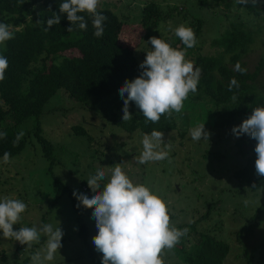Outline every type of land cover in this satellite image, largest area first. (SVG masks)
Segmentation results:
<instances>
[{
  "label": "rangeland",
  "instance_id": "rangeland-1",
  "mask_svg": "<svg viewBox=\"0 0 264 264\" xmlns=\"http://www.w3.org/2000/svg\"><path fill=\"white\" fill-rule=\"evenodd\" d=\"M151 1L165 12L172 6L177 8L159 28L160 38L170 46L178 37L175 29L181 25L189 27V19L196 17L203 21L197 41L199 51L213 53L212 38L227 28L232 20L239 19L257 32L255 42L245 56L247 66L253 70L260 58L264 62V23L260 15L247 9L251 3L243 5L234 0L226 9L215 0H100L98 7L108 6L120 18L137 25L142 8ZM263 3L264 0H257L258 6ZM143 45L136 51L140 62L146 57L144 52L154 47L150 43ZM185 59L193 61L192 54L186 55ZM257 81L259 85L264 84V67ZM206 104L194 100L189 105L192 106L189 111L199 116L200 123L186 126L176 117V129L162 131L163 143L158 150H168L170 145L168 159L138 164L137 159L143 151V136L151 133L136 130L129 134L117 124L103 119L100 113L84 107L63 89H58L45 103L40 116L41 132L52 145L53 162L42 154L32 133L26 132L23 136L25 147L20 153L10 157L7 164L0 157V199L7 196L27 205L13 230L21 227L39 230L49 223L54 227L58 225L64 233L62 247L54 260L45 261V264H102V253L95 249L93 242L98 231L93 209L83 205L78 207L79 201L73 191L91 196L93 192L87 179L98 168H103L107 180L119 163L134 184H143L162 197L167 203L171 222L178 229L181 224L197 220L211 205L208 217L204 216L196 227L229 244L230 251L222 264H248L244 251L251 247H256L252 264L258 263L260 252L264 251V214L261 223L250 232L246 230L254 222L251 217L263 202L264 192L238 185L233 176L234 169L244 162V158L236 145L240 136H235L231 129L244 119L239 118L223 129L214 128L208 118L213 114V107ZM107 118L112 115L108 114ZM201 123L209 133L208 141L191 138L190 130ZM24 125L23 131L30 129L31 120L25 121ZM78 125L85 132L76 133L74 126ZM206 151L209 154L205 156ZM54 176L59 177L70 192L53 202ZM80 224H85L88 229L87 242L79 235ZM236 232L242 240L237 239ZM46 243L47 236L43 233L40 242L29 248L4 238L0 232V264H32L31 256L36 252L43 257ZM90 252L97 261L92 259ZM163 258L166 264H187L173 249L165 250Z\"/></svg>",
  "mask_w": 264,
  "mask_h": 264
},
{
  "label": "trees",
  "instance_id": "trees-1",
  "mask_svg": "<svg viewBox=\"0 0 264 264\" xmlns=\"http://www.w3.org/2000/svg\"><path fill=\"white\" fill-rule=\"evenodd\" d=\"M233 1L215 0L226 9L231 7ZM62 2L63 0H0V23L11 27L10 31L14 34L13 39L0 45V54L8 59L5 79L0 81V132L7 133L5 138L0 139V157L5 152L12 157L23 150L24 137L16 146H13V141L16 134L23 130L25 121L30 119V129L23 132L32 133L42 154L53 162L52 145L41 132L40 116L45 103L60 88L84 107L100 113L103 119L117 124L129 134L136 130L151 133L153 130L162 132L176 129V117L186 126L200 123L199 116H194L189 111L192 107L189 105L194 100L204 101L206 105L213 107V114L208 116L209 123L218 129L229 126L239 118L247 119L253 109L264 107V84L259 85L257 81L264 67L263 58L258 60L253 70L249 69L245 60L257 32L245 22L235 19L212 38L210 45L215 48L213 53H200L198 43L195 47L186 49L179 37L173 41L172 47L186 49V55L192 54L194 67L201 70L197 86L199 91L196 95L189 93L180 113L162 115L158 123L146 122L142 111L130 101L132 120L122 121L123 100L119 88L125 80L131 81L142 72L136 51L141 45L149 44L150 37L160 38V26L177 8L172 6L165 12L154 1L148 2L142 8L138 24L132 25L108 6L98 7L97 10L107 19L104 22L103 36L97 38L93 35L95 29L92 17L87 13H79L85 16L87 30L73 25V30L67 31L71 23L66 18L67 14L59 11ZM247 9L260 15L264 23V3L261 6L249 4ZM54 14L60 15V23L45 31L46 21ZM202 23L201 18L189 19V27L194 30L197 41ZM143 56H146V52ZM237 63L246 72L241 74L236 71ZM233 78L238 86L229 90V83ZM108 114L112 118L108 119ZM74 130L76 133L85 132L79 125L74 126ZM256 143L254 138L246 134L237 139L236 145L244 162L234 169L233 176L238 185L264 192V176L257 175L255 169ZM208 154V151L204 153L205 156ZM66 192H70L68 186L54 176L53 202ZM210 208L211 205L197 220L179 226L180 229L188 228L189 231L173 250L187 264H222L230 251L227 242L196 227L204 216L208 217ZM263 214L264 200L255 209L251 217L254 222L246 231L250 232L255 225L261 223ZM78 230L84 242H87L86 225L80 224ZM238 232L236 237L240 241L242 237ZM255 249L256 247L249 250L245 248L244 255L248 264H252ZM90 255L97 261L92 252ZM256 264H264L263 250Z\"/></svg>",
  "mask_w": 264,
  "mask_h": 264
},
{
  "label": "clouds",
  "instance_id": "clouds-1",
  "mask_svg": "<svg viewBox=\"0 0 264 264\" xmlns=\"http://www.w3.org/2000/svg\"><path fill=\"white\" fill-rule=\"evenodd\" d=\"M237 2L243 5L257 4V0ZM99 4L100 0H63L59 11L66 13V18L71 23L67 31L71 32L73 25L87 30L85 16L79 14L87 13L92 17L95 29L93 35L102 37L107 17L97 10ZM59 23L60 15L54 14L46 21L47 27L44 30L48 31L52 25ZM175 35L180 38L186 49L197 44L191 27L181 25L175 29ZM13 38L14 34L9 26L0 23V45ZM149 40L154 47L146 53L144 61L139 65L141 74L131 81L125 80L119 88L123 100L122 121L132 120V114L129 112L130 101L142 111L146 122L158 123L162 115L180 113L189 93L197 92L201 70L194 67V61L185 59L186 49H175L157 37H150ZM7 68L8 59L0 54V81L5 79ZM235 70L241 74L246 72L239 63L235 65ZM233 86H238L234 78L230 80L229 90ZM231 131L237 137L246 134L257 141L254 148L257 154L255 169L257 175L264 176V107L253 109L251 115L240 125L233 126ZM6 135V132H0V139ZM190 135L194 141H200L202 138L208 141L209 137L203 123L191 129ZM23 136V130L18 132L13 146H16ZM162 138L163 133L157 130L143 136V151L137 159L138 164L169 158L170 145L167 146L168 150H158L163 143ZM9 162L10 153L5 152L3 163ZM105 180V170L98 168L96 173L87 179V184L93 192L91 196L73 191V196L79 201L78 207L83 205L93 209L92 216L98 229L93 242L95 249L102 253V264H165V250L173 249L180 239L187 235L189 229L175 227L171 222L167 203L162 197L143 184H134L119 163L111 170L106 182ZM101 182H104L103 185ZM244 203L247 205L248 201L245 200ZM26 207L27 205L19 199L7 196L0 199V232L4 238L18 241L29 248L40 242L43 233L47 236L44 255L42 257L40 252L33 254L32 264L53 261L62 247L61 239L64 233L58 225L54 227L50 223L44 224L39 230L36 227L13 230V225L21 220V214L25 212Z\"/></svg>",
  "mask_w": 264,
  "mask_h": 264
}]
</instances>
